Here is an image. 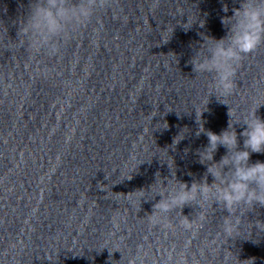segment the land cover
Listing matches in <instances>:
<instances>
[{
    "label": "clouds",
    "instance_id": "9594fccd",
    "mask_svg": "<svg viewBox=\"0 0 264 264\" xmlns=\"http://www.w3.org/2000/svg\"><path fill=\"white\" fill-rule=\"evenodd\" d=\"M114 3L115 0H28L26 12L15 22L18 27L13 40L21 47L26 46L34 55L44 52L57 57L62 52L60 42H67L73 33L87 27L99 10H108ZM159 3L160 0H152L153 7ZM223 10L228 11L226 6ZM221 22L227 29L226 35L219 39L203 35V42L189 61L196 74H213L206 105L212 95L226 104L221 97L230 95L234 89L236 66L264 44V0H240V6L233 9L231 16L222 17ZM261 105L242 122L246 125L240 133L244 138L242 149L239 148L235 124L231 122L230 108L228 127L219 134L204 129L201 116L205 110L198 114L199 118L196 113L200 125L197 135L203 132L208 139L207 146L197 153L200 162L207 165L206 172L201 180H193L190 187L175 180V174H172L175 187L167 197L157 192L161 199L154 204L149 215L154 223L186 205L198 206V219L203 221L205 208L211 202L228 212L223 217L221 230L226 237L232 238L240 226L242 208L247 209V213L255 211L257 206L264 208V161L250 162L253 153H264V119L257 115ZM220 146L226 149V154L214 161V154ZM209 175L213 177L211 184L207 179ZM160 184L161 179L154 183ZM139 191L142 196L144 190ZM183 217L185 230L196 227L192 220ZM256 221L259 222L257 227L264 230V222Z\"/></svg>",
    "mask_w": 264,
    "mask_h": 264
}]
</instances>
